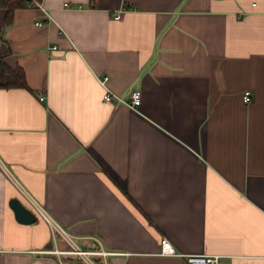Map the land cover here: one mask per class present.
Listing matches in <instances>:
<instances>
[{"label":"crops","instance_id":"crops-1","mask_svg":"<svg viewBox=\"0 0 264 264\" xmlns=\"http://www.w3.org/2000/svg\"><path fill=\"white\" fill-rule=\"evenodd\" d=\"M41 1L0 7V264H59L35 205L108 264H264V0Z\"/></svg>","mask_w":264,"mask_h":264},{"label":"built area","instance_id":"built-area-1","mask_svg":"<svg viewBox=\"0 0 264 264\" xmlns=\"http://www.w3.org/2000/svg\"><path fill=\"white\" fill-rule=\"evenodd\" d=\"M64 4L66 5L67 3ZM25 5L37 7V8H43V4L41 0H25ZM47 16L48 18H50L49 14ZM117 16L118 14H116V17ZM36 23L41 24V21H36ZM99 80L103 85H105L107 76L106 75L100 76ZM42 98L43 96H40V99ZM251 99H252V95L249 90H246L242 93L243 102L249 103ZM113 100L124 102L130 108L136 109L141 100V91L139 89H133L130 91L128 99H124L117 93L106 88L103 94V101H113ZM35 208L37 209L39 214L46 221L49 222L53 235L57 234V236L61 237L66 243L67 247L64 248L56 247L53 249V252L57 254V261L59 262V264H79L75 262L74 263L65 262L64 260H62L63 255H70L72 257L79 258L82 262L81 264H108L105 258L108 252L105 249H103L101 246L91 249L80 247L79 245L76 244L74 237L69 232H67L61 225H59L56 221H54L53 218L44 211V209H42L38 205H35ZM160 251L163 254L180 255L179 253L177 254L175 252L174 247L166 237H163L161 239ZM96 255L100 256L102 259L98 261L95 258ZM184 259L187 264H218L219 262L218 255L187 254L184 255Z\"/></svg>","mask_w":264,"mask_h":264},{"label":"trees","instance_id":"trees-1","mask_svg":"<svg viewBox=\"0 0 264 264\" xmlns=\"http://www.w3.org/2000/svg\"><path fill=\"white\" fill-rule=\"evenodd\" d=\"M20 5H25V0H0V7L6 9L7 20L11 19L13 9ZM12 86L28 87L24 71L20 66H8L0 55V87Z\"/></svg>","mask_w":264,"mask_h":264},{"label":"water","instance_id":"water-1","mask_svg":"<svg viewBox=\"0 0 264 264\" xmlns=\"http://www.w3.org/2000/svg\"><path fill=\"white\" fill-rule=\"evenodd\" d=\"M9 205L14 210L15 217L19 222L32 223L36 220L35 212L24 205L17 197L11 198Z\"/></svg>","mask_w":264,"mask_h":264},{"label":"rangeland","instance_id":"rangeland-1","mask_svg":"<svg viewBox=\"0 0 264 264\" xmlns=\"http://www.w3.org/2000/svg\"><path fill=\"white\" fill-rule=\"evenodd\" d=\"M67 247V246H66Z\"/></svg>","mask_w":264,"mask_h":264}]
</instances>
